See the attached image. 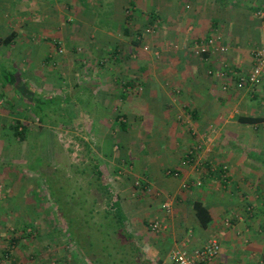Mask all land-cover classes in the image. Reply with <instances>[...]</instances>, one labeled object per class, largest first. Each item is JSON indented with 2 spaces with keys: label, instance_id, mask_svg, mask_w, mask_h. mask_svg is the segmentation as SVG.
Here are the masks:
<instances>
[{
  "label": "crops",
  "instance_id": "crops-1",
  "mask_svg": "<svg viewBox=\"0 0 264 264\" xmlns=\"http://www.w3.org/2000/svg\"><path fill=\"white\" fill-rule=\"evenodd\" d=\"M259 1L102 2L109 8L111 25L100 26L101 30L112 34V30L120 26L127 35L129 27L135 28L138 15L145 14L149 22H158L162 37L158 45L170 47L172 38L182 44L177 55H165L158 64L145 60L134 72L118 75L100 71L98 76L106 74V80L101 77L78 79L70 90L71 96L78 88L82 92L87 90L89 95L83 97V93V99L94 101L103 87L107 88V94L112 87L119 93V98H114V106L126 99L130 104L127 110L135 109L138 104L146 109V123L142 120L136 131H132L126 121H121L123 143L133 142L131 146L126 143L131 148L126 167L128 165L131 171H125L117 163L113 183L125 216L140 223L137 231L131 233L139 247L135 254L137 264H173L171 255L176 248L185 243L198 247L212 237L221 241L219 259L222 264H264V120L242 123L238 115L228 114L224 106L235 98L231 97V89L232 92L237 90L236 87L224 88L230 79L229 68L233 67L238 73L245 71L249 63L252 67V51L247 48L264 43V20L255 15L257 9L264 6ZM187 2L190 5L185 6ZM248 4H253V15L244 8ZM127 7H132L129 12L133 15L129 18L125 16ZM217 28L221 34L219 43L226 49L196 55L195 41L208 37ZM140 42L133 39L130 49H139ZM120 46L117 42L114 49L108 48L112 56L106 63L112 64V68L116 65L120 69L119 64L131 57L119 53ZM140 85L142 91L138 88ZM245 89L248 92L251 88ZM106 99L109 97H105V104ZM263 110L264 106L253 107L241 115L264 119ZM177 111L184 112L179 117ZM100 132L97 135L101 139ZM218 138L225 145L223 149H217ZM139 142L146 143L145 148L142 145L143 149L132 150ZM170 169L178 170L179 176L169 174ZM128 176L135 179L132 186L127 182ZM166 201H171V211L163 208ZM196 201L204 202L212 215L207 227L197 217ZM250 206L252 210L248 209ZM226 219L230 220L229 224ZM155 220L165 223L166 230L153 231L150 223ZM24 229L10 234L0 225V264H44L41 253L52 252V243L41 251L29 239L35 237L36 232L32 233L28 225ZM36 239L40 240L38 236ZM72 258L68 252L58 260L72 264ZM51 263L57 264V261Z\"/></svg>",
  "mask_w": 264,
  "mask_h": 264
},
{
  "label": "rangeland",
  "instance_id": "rangeland-1",
  "mask_svg": "<svg viewBox=\"0 0 264 264\" xmlns=\"http://www.w3.org/2000/svg\"><path fill=\"white\" fill-rule=\"evenodd\" d=\"M102 2L103 0H42V2L41 0H0V62L6 64L16 74L18 77L16 86L22 94L20 96L13 87L8 86L6 95L0 97V214L4 215L0 217V225L10 234L14 231L20 233L28 225L33 229L32 233L36 232L35 237L28 238L35 243V248L41 251L46 250L44 246L49 242L52 243V252L46 250L45 255L41 253V257L39 256L40 259L45 260L44 264H52L54 260L57 264H62L58 259L68 252L73 256L72 264H82L81 260L86 262L83 264H91L88 258L92 257V251L103 244L101 240H97L102 239V230L92 223L103 222L105 219L102 218L104 212H94L90 222H86L88 219L84 211L80 210L82 200L69 202L61 190L55 193L58 202L51 198L50 190L41 174L29 166L35 142L41 140L42 147L43 142L47 143L45 144L47 148L41 147V154L47 162L55 165L58 162L56 152L59 151L62 162L80 163L83 160L80 156L83 149L80 139L89 141L95 154L107 169L109 185L119 199L113 188V183L116 181L114 167L118 163L125 171H131L128 165L126 167V160L129 158L130 146L133 144V142L129 143V140L123 143L124 137L121 133L124 131L121 128V121H126L129 128L136 131L140 129L138 125L142 120L145 122L147 119L146 109L142 104H138L133 110H127L130 104L125 99L120 105L114 106V98H119V93L112 87L110 93L107 94V88L103 87L94 101H86L83 97L89 95V91L82 92L81 88H78L74 96H71L72 84L78 79L87 77H101L106 80V74L98 76L101 75L100 71L111 72L110 75L131 73L138 69L139 64L145 63V60L158 64L165 55L168 57L177 55L178 50L182 48L180 40L176 38L169 39L170 47L165 45L162 48L158 45V39L161 37L159 25L153 33L147 32L146 29L153 22H149L145 14L138 15L135 28L129 27L130 31L127 35L124 34L125 28H119L120 26H116L112 34L108 32L109 30H101L100 26L111 25V14L107 10L109 8L105 2ZM259 2L263 5L264 0ZM187 4L189 2L185 6ZM246 6L244 8L249 9V13L253 15L251 11L254 10L253 4ZM261 9H264V6ZM130 10L132 7L125 9L127 18L133 15ZM12 31L18 33L14 42L2 43L1 39ZM133 39L141 41L137 50L130 49ZM117 42L118 47L122 45L118 48V52L124 56H131L126 57L125 63L119 64L120 69L116 68V65L110 67L112 64H108V67L106 63L107 58L112 56L108 48L114 49ZM145 46H149V50H145ZM257 47L259 46L250 45L247 51H253ZM157 52L159 54H156ZM250 67V63L247 64L245 71L250 70ZM176 71L180 72V70ZM176 71L174 70L175 73ZM114 79L116 81V78ZM1 82L0 77V88ZM168 86H172L170 80ZM138 88L142 91V85ZM246 90L244 88L232 92L231 89L233 93L231 97L235 98H231L233 100L224 105L228 114L232 112L241 115L253 107L264 106V76L256 87L248 92ZM35 94L66 99L64 107L68 108L72 119L71 125L63 127L54 122L61 113L58 111L59 101L55 103L57 109L49 108L50 119L47 122H40L31 112L28 104ZM105 97L110 99H106L107 105ZM183 112L177 111V116L180 117ZM14 121L29 125L24 140L14 135L10 127ZM143 130L139 131L143 133ZM99 131L104 140L97 135ZM217 141V149H223L225 145L221 138ZM142 145L145 148L146 143L139 142L132 150L143 149ZM81 176V173L72 176V187L79 185L77 180ZM227 176L229 173L225 177ZM127 182L132 186L135 184V179L128 176ZM67 184L69 182L62 176L55 187ZM58 204L61 210L58 209ZM79 214L81 218L78 219ZM68 215L73 216L69 219ZM130 218L126 216L125 226L131 234L137 231L140 223L133 222ZM144 226L146 227L145 224ZM37 236L40 240L36 239ZM95 240L96 244L91 246ZM86 248L90 253L87 254ZM102 255L104 261L107 260L103 253Z\"/></svg>",
  "mask_w": 264,
  "mask_h": 264
},
{
  "label": "trees",
  "instance_id": "trees-1",
  "mask_svg": "<svg viewBox=\"0 0 264 264\" xmlns=\"http://www.w3.org/2000/svg\"><path fill=\"white\" fill-rule=\"evenodd\" d=\"M126 31H128V29H126ZM17 35L18 33L16 31H12L6 37L2 38L1 41L5 44H12ZM135 41L138 40L135 39ZM207 54L208 53H206V55ZM0 65V77L2 79L0 97L6 95L5 92L8 86L11 88L13 87L15 92L22 96L16 86L18 78L16 74L12 72L6 64L0 62ZM32 98L33 99L29 101L28 104L31 112L40 122H47V120L50 119L48 118L50 116L49 108L51 109L52 107V109H57L55 103L59 101L58 111L61 113L55 118L54 122L63 127L71 125L72 119L68 108L64 107V101L66 99L54 96L44 97L37 94ZM237 119L242 123H258L264 120L262 117L255 115H238ZM10 127L17 138L20 140L26 138L29 129L28 124L14 121ZM40 142L41 140L35 142L29 166H31L32 170L41 174L50 190L51 198L57 201L55 193L57 190H61L69 202L82 200L83 203L80 206V210L84 211V215L88 219L86 222H90L94 212H104L102 218H104L105 221L92 223L93 225H98V228L102 230L103 237L97 240H101L103 244L100 245L98 249L92 251V257L88 258L91 264H103V262L105 264H137L138 261L136 260L137 258H135V254L136 251L139 252V247L135 243L133 235L126 229V216L119 199L114 195L109 185L108 171L100 158L95 154L91 147V143L85 141V139H80V143L83 144V149L80 154L83 160L80 163L67 164L62 162L59 151L56 152L58 153V155H56L58 157V159H56L58 161L56 163L57 165H52L50 162H47L41 154L42 146ZM45 144L47 143L43 142V149L45 147L47 148ZM70 150L72 151V149ZM37 152H39V154ZM77 173H81L82 176L77 180L79 185L74 188L71 186V179L73 178L72 176ZM62 176L65 177L69 184L55 187L57 181H59ZM194 207L201 224L204 227L209 226L212 221V215L205 203L196 201L194 202ZM58 209L61 210L60 204H58ZM72 216L73 215H68L67 217L70 219ZM77 217L78 219L81 218V214ZM69 221L73 224L71 220ZM110 229H112V231ZM116 234H118V236H115ZM27 236H29V233H27ZM74 239L78 242L76 237ZM96 242V240L93 241L91 246L95 245ZM86 252L87 254L89 252L87 248ZM102 253L107 257V260L105 259L104 261Z\"/></svg>",
  "mask_w": 264,
  "mask_h": 264
},
{
  "label": "built area",
  "instance_id": "built-area-1",
  "mask_svg": "<svg viewBox=\"0 0 264 264\" xmlns=\"http://www.w3.org/2000/svg\"><path fill=\"white\" fill-rule=\"evenodd\" d=\"M255 15L264 20V9H259L255 12ZM156 27H158V22L150 24L146 29L147 32L153 33ZM220 30L217 28L208 37L202 38L195 41L194 52L196 55H204L206 53H214L216 50H225L226 47L220 45L219 37ZM145 50H149V46H145ZM156 54H159L158 52ZM253 55V65L250 70L238 72L230 67V79L225 82V89L230 87H236L237 89L256 87L264 76V44L260 45L252 51ZM212 73V70L210 71ZM169 174L173 176H179L178 170L170 169ZM226 176V174H225ZM140 183V182H137ZM172 203L171 201H166L163 203V208L167 211H171ZM252 210V206L248 208ZM226 223L229 224L230 220L227 219ZM150 227L155 232H161L166 230V224L160 220H155L150 223ZM222 244L218 238H209L203 245L198 247H189L186 243L176 248L171 259L173 264H222L219 259L221 254Z\"/></svg>",
  "mask_w": 264,
  "mask_h": 264
}]
</instances>
